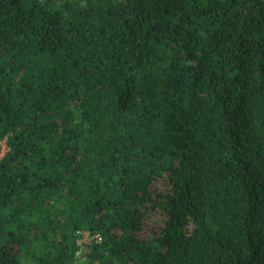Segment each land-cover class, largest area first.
<instances>
[{
    "label": "trees",
    "instance_id": "16d2710c",
    "mask_svg": "<svg viewBox=\"0 0 264 264\" xmlns=\"http://www.w3.org/2000/svg\"><path fill=\"white\" fill-rule=\"evenodd\" d=\"M0 264H264V0H0Z\"/></svg>",
    "mask_w": 264,
    "mask_h": 264
},
{
    "label": "built area",
    "instance_id": "2783aa9c",
    "mask_svg": "<svg viewBox=\"0 0 264 264\" xmlns=\"http://www.w3.org/2000/svg\"><path fill=\"white\" fill-rule=\"evenodd\" d=\"M5 151H6L5 150V147H3V153H5ZM85 237H86L85 240H87V238L89 237V235H85Z\"/></svg>",
    "mask_w": 264,
    "mask_h": 264
}]
</instances>
